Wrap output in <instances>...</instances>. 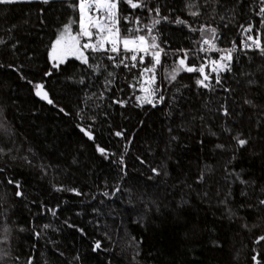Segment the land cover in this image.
Masks as SVG:
<instances>
[{"label":"trees","instance_id":"16d2710c","mask_svg":"<svg viewBox=\"0 0 264 264\" xmlns=\"http://www.w3.org/2000/svg\"><path fill=\"white\" fill-rule=\"evenodd\" d=\"M132 2L119 36L158 64L87 37L57 64L79 0L0 3V264H264V51H189L264 40V0Z\"/></svg>","mask_w":264,"mask_h":264},{"label":"snow or ice","instance_id":"6c2138e0","mask_svg":"<svg viewBox=\"0 0 264 264\" xmlns=\"http://www.w3.org/2000/svg\"><path fill=\"white\" fill-rule=\"evenodd\" d=\"M12 0H0V3H10ZM47 2V0H45ZM128 3L131 4L133 8L139 7L140 5L137 3H133L132 0H128ZM79 11H80V31L76 35L71 34V28L70 26H65L64 32L60 34V36L57 38V40L54 42L52 46V51H56V46L61 44L62 41H64L66 38L70 39L73 42V47H76L77 50H79L80 47V37H87L88 41L87 43H84L82 45L83 48H91L93 51H108L118 53L119 47L118 45L122 43L124 51H142L147 52L148 48L145 47L146 37L145 36H137L135 39H130L127 37H120L119 36V28L116 27L117 20H116V9H117V0H79ZM95 12L96 15L93 16L90 13ZM158 12V9H157ZM261 12L264 13V9H261ZM193 15H196V13H193ZM178 23L181 21H177ZM156 23H159V20L156 21ZM91 29H95V32H93ZM151 32V29H149V34ZM213 36H215V29H212ZM95 36V42L93 43V37ZM153 39V44L151 47H156L154 41L155 37ZM205 44H209L210 41L205 40ZM110 44L111 48L108 49L106 45ZM81 55H83L81 53ZM155 57V63L158 64L159 61V53L154 54ZM113 57H109V59H112ZM131 59L135 61L137 59V56L134 54L131 56ZM143 58H141L142 62ZM85 62H87V59L85 58ZM181 65H184L185 61L181 59L179 61ZM135 66V65H133ZM188 71H196L197 69L189 67L187 69ZM145 72H151L153 69L145 68ZM201 73H203L204 69L201 67L198 69ZM173 79H175V75L172 76ZM205 79L207 77L205 76ZM199 84H203V81H198ZM117 135H120V133H117ZM239 143L241 145L245 144L246 141L240 140ZM264 203V202H262ZM264 239V238H262ZM97 247L99 245L97 244Z\"/></svg>","mask_w":264,"mask_h":264},{"label":"built area","instance_id":"2783aa9c","mask_svg":"<svg viewBox=\"0 0 264 264\" xmlns=\"http://www.w3.org/2000/svg\"><path fill=\"white\" fill-rule=\"evenodd\" d=\"M205 40L210 41V43L205 44L204 43ZM106 47L110 49L111 45L108 44L106 45ZM118 47H119L118 53L111 52L110 50L105 52L113 58L125 52L131 54V56L135 54L137 56V59L135 61H133L130 56V64L132 66L135 65L133 67H137L141 58L144 59L147 56L154 57L155 53H159V54L161 53V50L158 49H148L147 52H142V51L132 52V51H124V49L121 47L120 44L118 45ZM189 51H195L200 53L204 57L207 66L213 68L214 70L223 71L226 68V64L232 61V59L236 55H241L243 53H249V52L264 51V40L261 30H257V29L253 30L250 28L245 32L239 43L230 49L219 47L210 38H204L200 43V45L195 50L192 49Z\"/></svg>","mask_w":264,"mask_h":264},{"label":"rangeland","instance_id":"374dc122","mask_svg":"<svg viewBox=\"0 0 264 264\" xmlns=\"http://www.w3.org/2000/svg\"><path fill=\"white\" fill-rule=\"evenodd\" d=\"M117 9H118V4H117ZM117 9H116V12H117ZM90 14L93 15L94 11L91 12ZM72 45H73V42L70 39L66 38L64 41L61 42V44L56 46L55 52L51 51V60L53 62H56L57 64H61V63H64L68 57H72V55L76 56L77 53L75 55V52H77L76 51L77 48L73 47ZM42 90L43 89L40 86L38 90V95L40 97L44 96L43 95L44 93Z\"/></svg>","mask_w":264,"mask_h":264}]
</instances>
